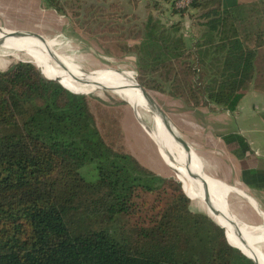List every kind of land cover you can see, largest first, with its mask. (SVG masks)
Masks as SVG:
<instances>
[{
  "label": "trees",
  "instance_id": "obj_1",
  "mask_svg": "<svg viewBox=\"0 0 264 264\" xmlns=\"http://www.w3.org/2000/svg\"><path fill=\"white\" fill-rule=\"evenodd\" d=\"M148 1L129 27L145 90L231 113L264 92V1ZM186 17L198 35L183 31ZM44 76L32 62L0 69V264H254L192 210L181 182L103 132L89 96ZM222 139L240 161L251 154L243 136ZM89 165L95 180L80 174Z\"/></svg>",
  "mask_w": 264,
  "mask_h": 264
},
{
  "label": "rangeland",
  "instance_id": "obj_2",
  "mask_svg": "<svg viewBox=\"0 0 264 264\" xmlns=\"http://www.w3.org/2000/svg\"><path fill=\"white\" fill-rule=\"evenodd\" d=\"M55 3L61 7L62 11L57 13L43 3L45 10H51V12H45V17H40L42 21H37L38 18L35 20L32 17L31 19L20 17V21L17 19L6 22L0 17V25L17 26L29 29H25L26 31L41 33L47 38L44 42L52 43L51 51L56 59L66 60V63L76 68L73 73L112 76L132 73L139 83L140 76L137 72L135 52L138 40L132 37L129 27L142 24L146 20L149 12L148 0H56ZM179 17V15L171 16L169 12L164 15L167 21H178ZM186 18L183 31L198 35L199 28L192 26V20ZM43 22H45V27ZM20 61L32 62L40 68L26 50L18 49L16 44L3 42L0 46V69L5 71ZM59 68L68 72L64 67L59 66ZM110 90L104 87L85 94L90 97L92 110L103 132L118 143L121 139L124 147L154 173L180 181L176 166L174 172L172 162L163 152L157 137L152 134V131L156 132L159 129L148 105L144 103L147 111L142 108L135 109L113 90ZM148 92L187 142L193 139L195 131H201L203 126L208 125L207 119L205 120L200 113L201 110L209 111L208 107L196 108L187 104L183 99H174L168 94L157 91ZM217 109L213 110L217 111ZM139 118L146 124L145 126ZM114 126L117 129L121 128V135ZM195 160L202 170L200 165L202 160L198 158ZM80 174L87 180L97 178L93 165L81 169ZM191 198L192 210L206 213L209 216L204 204L193 196ZM228 204L231 212L241 221L254 226L264 225L260 213L258 212V216H255L256 214L251 213L244 202L231 196ZM257 245V249L263 250L264 255V247L259 246L260 243Z\"/></svg>",
  "mask_w": 264,
  "mask_h": 264
},
{
  "label": "crops",
  "instance_id": "obj_3",
  "mask_svg": "<svg viewBox=\"0 0 264 264\" xmlns=\"http://www.w3.org/2000/svg\"><path fill=\"white\" fill-rule=\"evenodd\" d=\"M45 12L50 13L51 10H45L42 0H0V17L5 19L6 22L17 19V21H20V17L30 19L32 17L35 20L38 18L37 21H42ZM43 26L45 27V22H43ZM0 28H5L11 32L12 30H29L17 26L8 27L3 25H0ZM28 36L35 38L31 35ZM208 108L209 111H200L202 117L205 120L207 119L208 125L203 126L201 131H195L192 140L187 142L183 139L202 160L207 174L216 179L213 180L221 186L224 185L217 180L231 187V191L224 190L222 194L225 204L226 197L228 196L229 201L230 197L233 196L236 200L244 202L251 213L258 216V209L261 210L262 208L264 210V92L250 89L240 102L238 110L234 113L222 108H218L217 111ZM228 134L241 135L248 142L251 154L246 156L243 161H240L227 149L222 136ZM195 159L193 156V162L198 167ZM198 169L200 170L199 167ZM173 170L175 172V167ZM227 208L230 210L229 205ZM233 215L239 223L246 227H264V225L254 226L248 224L241 221L235 214ZM259 215L264 220V215Z\"/></svg>",
  "mask_w": 264,
  "mask_h": 264
},
{
  "label": "bare ground",
  "instance_id": "obj_4",
  "mask_svg": "<svg viewBox=\"0 0 264 264\" xmlns=\"http://www.w3.org/2000/svg\"><path fill=\"white\" fill-rule=\"evenodd\" d=\"M9 33L11 32L5 29L0 31V46L3 44V42H6L9 44L18 45V49L26 50L28 53H30V56L34 58L36 64L41 68L39 69L42 71L43 75H46L51 80L60 81L70 91L88 94L90 91H94L95 89L99 90L105 87L113 90L117 95H119L135 109L142 108L143 110L147 111V109L144 108V103L147 104L151 110L150 112L153 113L156 126H158L159 129L156 132L152 131V134L157 137L158 143L160 144L163 152L172 162L173 166H176L179 173V179L182 182L184 189L186 188L194 198L198 199L204 204V194L201 186L197 181L191 178L185 169L186 163L190 162L188 160L189 158H187V155L181 146L176 143L173 132L161 119L159 113L151 104L145 101L143 97L144 93L139 88L137 80L132 73L117 74L113 76L107 74L93 75L83 73L78 74L75 72L73 73V71L76 70L75 67L66 63V60L64 61L56 59L51 51L52 43L44 42L42 39H38L37 36L31 34L29 35L34 36L35 38L28 35L23 37L9 36ZM59 66L64 67L68 72L60 70L61 68H59ZM75 89L81 91H77ZM191 163L193 165V171L203 176V170H199L193 161ZM204 179H206L205 181L207 184V193L205 194L206 198L207 200H213V209L215 213H218V217L215 216V214H212L208 207L204 204L207 213L217 224L224 227L229 235H231L236 240L238 249L241 252H243L251 260L254 259L256 264H264V255L262 253L263 250L260 251L257 249V243H260L259 246L264 247V227L252 228L250 226L246 227L245 225L239 223L234 218L235 216L230 212V210H228L224 197L222 198L224 190H229L231 187H228L223 183L222 184L225 187L221 186L216 181H214L216 180L214 178V180L205 177ZM226 199H228V196ZM237 232H240L244 235L248 244H245L243 241H241Z\"/></svg>",
  "mask_w": 264,
  "mask_h": 264
},
{
  "label": "water",
  "instance_id": "obj_5",
  "mask_svg": "<svg viewBox=\"0 0 264 264\" xmlns=\"http://www.w3.org/2000/svg\"><path fill=\"white\" fill-rule=\"evenodd\" d=\"M0 31H3L2 28H0ZM34 35V36H37L38 38L46 41L47 38H45L43 35L39 34V33H34V32H30V31H26V30H22V31H12L11 33H9V36H15V37H23V36H27V35ZM1 42V40H0ZM43 74V73H42ZM44 76V75H43ZM45 77V76H44ZM46 78V77H45ZM47 79V78H46ZM48 80H51V79H48ZM53 81H58V80H53ZM63 87H65L60 81H58ZM138 83V82H137ZM138 86L139 88L143 91V97L145 99V101H147L149 104H151L155 110L159 113L161 119L169 126V128L171 129V131L173 132L174 136H175V141L176 143L181 146V148L185 151L186 155H187V158H189L188 160L190 162H187L186 165H185V169L187 170V172L189 173V175L191 176L192 179H194L195 181L198 182V184L201 186L202 188V191H203V194H204V197H203V201H204V204L208 207L209 211L212 213V214H215V216L218 217V213H215L214 209H213V200L209 199L207 200L206 198V193H207V184H206V179L205 178H208V179H213L212 177H210L206 170H205V167L203 165V163L201 162V169L203 170V176H201L199 173H195V171H193V165H192V161H193V156L198 158L200 161L201 159L194 153V151L191 149V147L185 142V140L182 138V136L179 134L178 130L174 127V125L172 124L171 120L169 119V117L166 115V113L159 107V105L156 103V101L153 99V97L149 94V92L147 90H145L139 83H138ZM66 88V87H65ZM67 89V88H66ZM69 90V89H68ZM70 91V90H69ZM111 91V90H110ZM73 92V91H71ZM113 92V91H112ZM75 94H83V93H77V92H73ZM140 121L146 125L141 118H139ZM147 127V126H146ZM147 129L149 131H151L148 127ZM190 156V157H189ZM219 182H221L220 180H218ZM181 182V181H179ZM182 183V182H181ZM223 183V182H221ZM224 184V183H223ZM225 185V184H224ZM183 186V184H182ZM183 190L184 192L186 193L185 189H184V186H183ZM231 190V189H229ZM187 197L189 199H191V197L186 193ZM226 204H227V207H228V199H226ZM258 209V208H257ZM229 212V211H228ZM258 212L260 214H263L264 213L258 209ZM210 217V215H209ZM211 218V217H210ZM211 220L215 223V225H217L218 227L224 229V227L220 226L219 224H217L212 218ZM225 230V229H224ZM226 234V232H225ZM238 237L241 239V241H243L245 244H248L247 243V239L244 237L243 234H241L240 232L238 233ZM227 238V237H226ZM228 241V239H227ZM229 243V241H228ZM230 244V243H229ZM231 245V244H230ZM232 246V245H231ZM233 247V246H232ZM242 254L246 257V255L242 252ZM247 258V257H246ZM254 264H256V261L254 259L251 260Z\"/></svg>",
  "mask_w": 264,
  "mask_h": 264
},
{
  "label": "built area",
  "instance_id": "obj_6",
  "mask_svg": "<svg viewBox=\"0 0 264 264\" xmlns=\"http://www.w3.org/2000/svg\"><path fill=\"white\" fill-rule=\"evenodd\" d=\"M193 0H180L177 3V7L185 9L189 7V5L192 3Z\"/></svg>",
  "mask_w": 264,
  "mask_h": 264
}]
</instances>
